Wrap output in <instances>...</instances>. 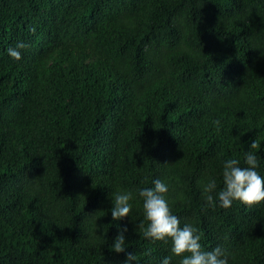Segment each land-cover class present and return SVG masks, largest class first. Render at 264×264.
<instances>
[{"label":"trees","instance_id":"trees-1","mask_svg":"<svg viewBox=\"0 0 264 264\" xmlns=\"http://www.w3.org/2000/svg\"><path fill=\"white\" fill-rule=\"evenodd\" d=\"M247 151L264 177V0H0V264H179L138 228L156 179L202 250L264 264V202L202 191Z\"/></svg>","mask_w":264,"mask_h":264},{"label":"clouds","instance_id":"clouds-1","mask_svg":"<svg viewBox=\"0 0 264 264\" xmlns=\"http://www.w3.org/2000/svg\"><path fill=\"white\" fill-rule=\"evenodd\" d=\"M28 45L24 42H17L16 46L7 49L8 55L15 61L22 59V49ZM219 126L220 122L214 121ZM250 149L259 148V143L252 140ZM244 164L241 167L238 159H228L223 164V188L216 192V181L209 180L203 185V195L208 206H212L218 200L219 207L228 209L234 201L246 206H253L264 202V177L257 171L258 161L254 151L245 153ZM168 186L159 179L153 181V187L140 189L138 195L142 198L144 218L147 227L139 224L138 228L143 231L146 239L152 241L171 240V252L176 257H181L179 264H228L229 253L217 246L212 250H202L200 239L196 234L197 229L190 224L180 226L176 215L170 211L165 194ZM215 193V197L213 195ZM133 199L131 192L117 193L114 196V204L111 209V216L114 221L129 216L132 210L130 201ZM127 228L120 230L111 245V250L116 253L125 251V236ZM136 256L128 253L125 264H133ZM161 264H171V257H164Z\"/></svg>","mask_w":264,"mask_h":264}]
</instances>
